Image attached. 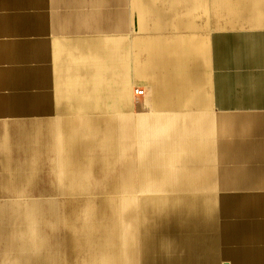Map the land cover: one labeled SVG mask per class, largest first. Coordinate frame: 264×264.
<instances>
[{
    "label": "crops",
    "instance_id": "crops-1",
    "mask_svg": "<svg viewBox=\"0 0 264 264\" xmlns=\"http://www.w3.org/2000/svg\"><path fill=\"white\" fill-rule=\"evenodd\" d=\"M67 118L143 143L64 207L57 176L1 177L0 264H264V0H0V125Z\"/></svg>",
    "mask_w": 264,
    "mask_h": 264
},
{
    "label": "rangeland",
    "instance_id": "rangeland-1",
    "mask_svg": "<svg viewBox=\"0 0 264 264\" xmlns=\"http://www.w3.org/2000/svg\"><path fill=\"white\" fill-rule=\"evenodd\" d=\"M129 21H134V18H129ZM145 35L149 36L147 33ZM135 86L136 87L133 88L134 93L139 97L140 101L146 109L151 108L150 101L152 100V98H154L151 91L153 90L155 85L149 82L144 87L139 82L136 83ZM138 90H144L146 91V93L138 94ZM133 117L134 116L131 115L126 116L124 120L122 118L119 122L122 123L121 127H130V122L134 120ZM68 119L69 118L51 119V121H47L44 123L1 124L0 130L2 131L3 129H12L16 131L22 130L23 132L27 133L39 132L40 139L41 137L45 136L44 140L51 139L52 142L43 140L40 145V151H36L38 154H35L36 152L32 151L26 152L25 154L24 152L20 154L15 152L1 153V151L3 152V150L6 149L0 148V172L4 169L11 170L10 172H8V170H4L5 172H2L0 174V178L8 177V174L14 175L16 171L15 166H20L21 164H25V166H34V171H37V173L39 172L43 177L53 178L57 176V186L59 189V199L57 201L61 205V207H64L66 206L70 195H72V193H68L70 187H77L81 184L91 183V180L94 179L92 177L90 178V181H87L89 179L88 177L85 179H80L81 176H85L86 174L94 176L96 175L98 177H101L104 174L112 175L114 174V171H117L119 169V165L122 171L128 172L127 162H121L122 164H116L113 162L118 158H125V156L121 155L124 154L122 153L123 151L132 153L134 147L136 145L142 144L143 140H138L136 136L134 138V135H132V133L131 136H126L128 138H131L130 141L126 142L124 140H117L115 142V140H112L110 137L106 138L104 134L99 131L100 128L112 129L113 125L106 126L102 123L104 120L101 122V124L96 123V121H90L91 124H89V122L87 125L83 124L82 126H86V130L88 131L82 134L81 132L85 130V127H82L77 122ZM109 122L113 124L112 121L109 120ZM53 130L55 132V140L54 138H51V133L53 132ZM127 132V130H124L121 132V134L125 135ZM46 136L48 137L46 138ZM139 138L142 139V137ZM118 146H120V148H118ZM33 148L36 149L35 144ZM9 150L10 149H8V151ZM113 150H115V154L119 155L116 156V158H114L112 155ZM39 158H42V160L40 161ZM38 163L43 164L44 166L39 165ZM41 185L48 186L47 184ZM37 186L40 185H34L33 182L29 180L26 181L27 189ZM106 197L110 199L114 198L113 196ZM80 212L81 211H79V215ZM70 217V211L66 213V211L61 210V220H64L66 222L65 225H62V234L68 235V231L65 228H68Z\"/></svg>",
    "mask_w": 264,
    "mask_h": 264
},
{
    "label": "bare ground",
    "instance_id": "bare-ground-1",
    "mask_svg": "<svg viewBox=\"0 0 264 264\" xmlns=\"http://www.w3.org/2000/svg\"><path fill=\"white\" fill-rule=\"evenodd\" d=\"M137 93L138 94H143V93H146V91H144V90H138Z\"/></svg>",
    "mask_w": 264,
    "mask_h": 264
}]
</instances>
